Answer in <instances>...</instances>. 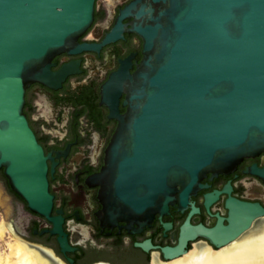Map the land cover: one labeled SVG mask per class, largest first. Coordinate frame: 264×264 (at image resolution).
Here are the masks:
<instances>
[{
	"label": "water",
	"instance_id": "water-1",
	"mask_svg": "<svg viewBox=\"0 0 264 264\" xmlns=\"http://www.w3.org/2000/svg\"><path fill=\"white\" fill-rule=\"evenodd\" d=\"M93 2L0 0V170L27 210L51 224L63 256L74 250L62 218L51 216L49 158L28 125L24 97L30 84L54 82L51 60L76 51ZM119 17L133 19L143 59L133 75L110 80L126 90L127 113L98 176L104 219L142 227L172 206L190 209L175 246L161 249L165 262L199 238L214 250L227 246L264 218V209L229 198L227 218L217 216L208 229L190 224L199 213L191 198L208 188L200 182L208 174L232 173L264 152V0H133ZM252 172L264 182V170ZM230 192L226 186L223 193ZM218 195L205 196L206 209ZM135 247L153 249L149 241Z\"/></svg>",
	"mask_w": 264,
	"mask_h": 264
},
{
	"label": "flooded vegetation",
	"instance_id": "flooded-vegetation-1",
	"mask_svg": "<svg viewBox=\"0 0 264 264\" xmlns=\"http://www.w3.org/2000/svg\"><path fill=\"white\" fill-rule=\"evenodd\" d=\"M131 1L95 0L93 20L77 38L76 51L61 52L51 60L55 76L51 86L33 83L25 91L24 115L49 158L47 178L54 197L51 216L62 218L63 231L74 250L63 256L66 264L69 260L72 264H144L136 260L140 256L151 264L153 253H159L163 261L161 249L175 246L179 227L190 212L172 206L167 215L160 218L156 214L142 227L127 222L114 225L104 219L98 176L105 167L119 119L127 113L123 106L126 90L119 84L114 87L110 80L117 74L123 76L121 79L133 75L143 59L142 41L130 32L133 19L118 22ZM253 169L264 170V152L243 159L232 173L212 179L208 174L200 181L208 188L191 198L199 213L191 217L190 224L213 228L217 216L227 218L225 203L229 198L264 209V182ZM0 173L3 175V170ZM226 186L231 188L230 194L223 193ZM10 193L17 200L8 215L15 236L44 249L47 240L54 238L49 234L51 224L30 213L24 202ZM214 193H219L218 198L206 209L205 196ZM164 225H171V229L166 231ZM147 241L153 247L148 253L135 247ZM199 242L209 245L199 238L188 244V250ZM132 252L136 259H129Z\"/></svg>",
	"mask_w": 264,
	"mask_h": 264
},
{
	"label": "bare ground",
	"instance_id": "bare-ground-1",
	"mask_svg": "<svg viewBox=\"0 0 264 264\" xmlns=\"http://www.w3.org/2000/svg\"><path fill=\"white\" fill-rule=\"evenodd\" d=\"M250 227L236 241L217 250L206 242H199L185 255L166 262L153 253L151 264H264V218L255 220ZM7 231L8 227L0 222V240ZM7 252V256L0 257V264H66L52 251L43 250L18 237L7 243Z\"/></svg>",
	"mask_w": 264,
	"mask_h": 264
},
{
	"label": "rangeland",
	"instance_id": "rangeland-1",
	"mask_svg": "<svg viewBox=\"0 0 264 264\" xmlns=\"http://www.w3.org/2000/svg\"><path fill=\"white\" fill-rule=\"evenodd\" d=\"M7 184H8L7 179L4 177V175H1L0 173V222L8 227L6 236L2 240H0V257L7 256L8 253L7 243L11 242L13 238L15 237L17 238V236H15L14 234V231L11 229L9 225V217H8L9 209L11 208L12 203L17 200L15 199L14 195L10 193L11 190L9 188V185ZM53 237L54 238L47 240L48 246H44V248L46 249L43 250L52 251L58 259L63 261V254L60 252L57 240H55L56 237L55 236ZM194 246L195 245H192L190 247V250H193Z\"/></svg>",
	"mask_w": 264,
	"mask_h": 264
},
{
	"label": "trees",
	"instance_id": "trees-1",
	"mask_svg": "<svg viewBox=\"0 0 264 264\" xmlns=\"http://www.w3.org/2000/svg\"><path fill=\"white\" fill-rule=\"evenodd\" d=\"M1 173H2V171H1Z\"/></svg>",
	"mask_w": 264,
	"mask_h": 264
}]
</instances>
